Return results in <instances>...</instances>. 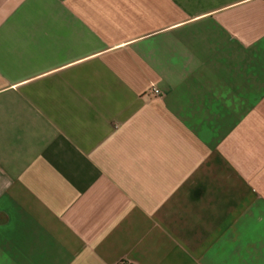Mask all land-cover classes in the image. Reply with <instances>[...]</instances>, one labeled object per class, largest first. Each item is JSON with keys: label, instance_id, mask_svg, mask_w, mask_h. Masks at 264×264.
<instances>
[{"label": "crops", "instance_id": "1", "mask_svg": "<svg viewBox=\"0 0 264 264\" xmlns=\"http://www.w3.org/2000/svg\"><path fill=\"white\" fill-rule=\"evenodd\" d=\"M0 264H264V0H0Z\"/></svg>", "mask_w": 264, "mask_h": 264}, {"label": "built area", "instance_id": "2", "mask_svg": "<svg viewBox=\"0 0 264 264\" xmlns=\"http://www.w3.org/2000/svg\"><path fill=\"white\" fill-rule=\"evenodd\" d=\"M153 92H154V93H156V94H158V93L160 92V90H159V89H156V88H154V89H153Z\"/></svg>", "mask_w": 264, "mask_h": 264}]
</instances>
